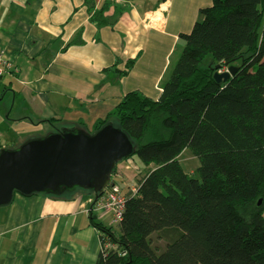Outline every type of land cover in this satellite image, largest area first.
Wrapping results in <instances>:
<instances>
[{
	"label": "trees",
	"instance_id": "1",
	"mask_svg": "<svg viewBox=\"0 0 264 264\" xmlns=\"http://www.w3.org/2000/svg\"><path fill=\"white\" fill-rule=\"evenodd\" d=\"M200 16L157 99L131 91L92 131L76 126L112 123L147 170L119 225L93 221L95 264H264V0H212ZM220 64L239 67L222 85Z\"/></svg>",
	"mask_w": 264,
	"mask_h": 264
},
{
	"label": "crops",
	"instance_id": "2",
	"mask_svg": "<svg viewBox=\"0 0 264 264\" xmlns=\"http://www.w3.org/2000/svg\"><path fill=\"white\" fill-rule=\"evenodd\" d=\"M106 2L112 6L95 21ZM211 4L0 0V53L13 66L0 77V146L17 148L79 123L92 131L131 91L157 99L181 34ZM161 15L155 27L152 18ZM93 201L78 190L16 194L0 207V264H95L103 244L93 221L115 225Z\"/></svg>",
	"mask_w": 264,
	"mask_h": 264
},
{
	"label": "water",
	"instance_id": "3",
	"mask_svg": "<svg viewBox=\"0 0 264 264\" xmlns=\"http://www.w3.org/2000/svg\"><path fill=\"white\" fill-rule=\"evenodd\" d=\"M237 66L217 65L215 81L222 85L236 75ZM132 141L112 123L91 134L76 127L57 129L45 137L0 151V207L16 194L64 195L79 188L93 191V208L111 187L116 165L136 154ZM129 192L127 196H130ZM261 201L259 202V204Z\"/></svg>",
	"mask_w": 264,
	"mask_h": 264
},
{
	"label": "rangeland",
	"instance_id": "4",
	"mask_svg": "<svg viewBox=\"0 0 264 264\" xmlns=\"http://www.w3.org/2000/svg\"><path fill=\"white\" fill-rule=\"evenodd\" d=\"M202 20H203V18H202V16H200L199 21H202ZM185 45H186V41L184 39H181L179 44H178V46L174 50L172 56L170 57V65L168 67L167 72L164 75V78L161 81V84H160L161 87H163L164 84H166V82L169 80L176 63L178 62L179 58L181 57V55H182V53L184 51ZM60 127H61V125H60ZM140 163L141 162L139 160V157L137 155H135L130 160L123 161L122 165L119 166L120 168L118 167L119 168L118 170L120 171L121 176L120 177H116L115 181L117 183L116 190L119 193H121L123 195H126L130 191V188L133 191L137 190L138 181L140 179H142V177L145 175V173L147 171ZM136 165L141 170V172L138 171V175H136V173H135ZM124 178L126 180H129V179L133 180V178H134V180L133 181H124ZM78 191L87 192V191H85V190H83L81 188H79ZM159 242L162 243L164 241L160 240Z\"/></svg>",
	"mask_w": 264,
	"mask_h": 264
},
{
	"label": "built area",
	"instance_id": "5",
	"mask_svg": "<svg viewBox=\"0 0 264 264\" xmlns=\"http://www.w3.org/2000/svg\"><path fill=\"white\" fill-rule=\"evenodd\" d=\"M162 11V10H161ZM165 12V9H163ZM157 21L154 17L152 18V23L155 27H159L162 22V15ZM12 60L5 56V54L0 53V77L5 75L7 72L12 70ZM227 70V69H224ZM116 169L115 174L117 177L121 176L120 171ZM133 191V190H132ZM126 197L118 192L106 191L102 198L96 203L94 209L97 211H106L112 215V223L114 225H119L123 221V215L125 211ZM110 243L104 244V250L111 248Z\"/></svg>",
	"mask_w": 264,
	"mask_h": 264
}]
</instances>
